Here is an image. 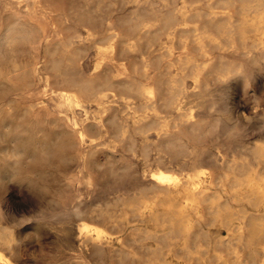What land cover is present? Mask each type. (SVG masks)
I'll use <instances>...</instances> for the list:
<instances>
[{"label": "rangeland", "instance_id": "1", "mask_svg": "<svg viewBox=\"0 0 264 264\" xmlns=\"http://www.w3.org/2000/svg\"><path fill=\"white\" fill-rule=\"evenodd\" d=\"M0 1H1L0 2L1 3L0 4V12H2L4 9L3 8L4 7L3 6L4 0H0ZM36 1H39V0H9L8 2L10 3V5H12L11 7L18 8L19 11L22 13H28L31 8L36 12H38V10H44L45 15H46L45 19H46L48 32H51L52 31L51 27L55 24L57 25V23L59 22L58 18H57V16H59V15L65 20L66 26L71 25V26H74L78 30H81V31H83V29L80 27V20L83 18L84 19L86 18V19H90L89 21H86V24L88 26H90L92 23V25L97 29L98 33L103 32V34L104 33L106 34V32L110 33L112 31L115 33L119 32L118 33L119 38L121 39L123 37V39H121V41L123 40V41H126L127 43H132V44H134L135 48L137 47L136 49L132 48L130 50H125V52H124V50H122V48H121L122 47L121 44H118V48H117L118 50L117 49L115 50L116 55H115V53L113 55L107 53L103 56L100 53H97V51L94 48L89 49L88 52L85 53V56L80 60L81 72H82L83 76L91 75L92 72L94 71L93 67H94L96 60L97 61H105V59L107 60V58H108L107 55L108 56L112 55L115 57L114 58L111 56L112 57L111 62H113L115 65H117V64L121 65L124 63V64H127L129 66H134L136 64L138 67V64L142 65V62L146 61L147 62V77H149V80L147 78V80H148L147 84H149V83L153 84L154 83L155 85H157L159 95H161L162 97L164 96V87H165L166 79L170 78V76L173 75V73L175 72V66L170 65V60L174 56L176 57L178 55V53H181L182 51H187L189 54L191 53L190 55L196 60L200 59L199 52H197L198 50L195 48L194 44L191 45L194 41V38H192L193 36L192 37L190 36L189 38L187 37V35H192V33L188 34L190 32H187V31H183V32L180 31L179 32L178 29H181V28L188 29V28H194L195 27L197 29L196 33H199V31H201V28H202V27H199L201 24V26H203L202 29H204V31L206 29L209 30L207 28L209 26H210L209 28L212 31V29L214 30V27H213V24H211L212 25L211 26L209 24V22H210V17H211L210 15H213V14H215L218 18L221 15H229L232 19L237 20V21L241 20V19H249L252 17L255 19H258L259 17H261V19L262 18L264 19V1H261V0H258L259 2L257 1L258 3H260L258 5H257V2L255 3L256 0H252L253 2H251V0H247V1L246 0H240L241 2H243V3L239 2L240 4H238L239 0H224V1H222V0H219V1L218 0H214V1L213 0H186L188 3H190L191 6L188 3L185 4V2H186L185 0H165L166 3L168 2L167 4L175 11V14L177 16L178 21L172 20V18L169 19V16L163 17L164 14H162V12H161V9H163L162 8V2L160 0H150L152 3V6H148L147 4H145L144 0H111L109 2L106 0L105 1L104 0H59V1H57V0H55V1L54 0H45V1L42 0L41 1L40 0L39 3ZM171 1H174V2L172 3ZM197 1H198V3H197ZM227 1L228 2L230 1V2L227 3ZM236 1H237V3H236ZM245 2H246V5H244ZM56 3L60 4L61 7L59 5H57ZM247 3H250V4L248 5ZM187 4H188V6H187ZM206 4H207V6H206ZM228 4H230V5H228ZM234 4L237 6H234ZM255 4H256V7H254V9H256V10H254V12H253V10H247L248 7H245V6L250 7V6L255 5ZM45 6H47L48 8ZM182 6H184V9ZM207 7H209V8H207ZM241 9H244V11ZM54 10H56V11H54ZM184 10H186L189 14H187V16L182 18L181 13L185 12ZM197 10H199L200 12L202 11L203 14L207 15V17L204 15L205 17L203 18L202 12L200 15V12ZM257 10L258 11L260 10V11L258 12ZM196 11H197V13H199V15L202 18L199 17V15H197V13H195ZM249 11L252 12L251 15H250ZM192 12H194V15L195 16L197 15V17L194 18L193 17L194 15ZM257 13H258V15H257ZM76 14H78V15H76ZM134 15L136 16V18H139L140 20H144V21H142L143 25L142 24L138 25V26L135 25V23L133 21ZM255 15H257L258 17ZM54 16H55V18H53ZM190 16H191V18H190ZM50 17H52L54 20ZM130 17H131V19H130ZM166 18L168 21H166ZM0 19H3V17L1 15H0ZM200 19H202V20L200 21ZM208 19H209V21H208ZM207 21H208V23H206ZM166 22L169 24H167ZM159 23H160L161 29H155ZM163 23H164V25H162ZM210 23H213V22H210ZM144 24H145V26H144ZM165 24H167V25H165ZM58 25L63 26V23L59 22ZM197 25H199V26H197ZM204 25H207V27ZM110 26L111 27L113 26V28H111ZM149 27H150V29H149ZM166 27L169 29H167ZM197 27H199V28H197ZM106 29H109L110 31L109 30L106 31ZM204 31L202 30L201 33ZM206 31H205L206 34L208 33L211 35V32L209 33V31L208 32H206ZM144 32L147 34V36H145L146 34ZM178 32H179V34H181V36L178 35ZM167 33H168V35H167ZM212 35L218 36V34L215 30H214V34L212 33ZM149 36H151V38ZM248 36L252 37V34H250ZM140 37L142 39H139ZM185 37H187V38H185ZM180 39H181V41H180ZM129 40H131V41H129ZM146 41L148 44L150 42L151 43L148 45L146 43ZM98 42L100 43L99 44L100 45L99 50H101V47H102V50L106 49V47H107L106 45H108V44L105 41H98ZM136 42H138V43H136ZM251 42H252V38H250L247 41V45H250ZM179 43H181L182 45L180 46ZM173 44H174V46H173ZM188 45H189V48H188ZM166 47H167V50L165 49ZM211 47H212V45H207V48H208L207 51L208 52L212 51L210 53L211 56H217L219 53H221L222 55L227 54L229 56L228 61L233 60L232 61L233 64L242 65L243 68L245 66V68H247V69L244 68L245 69V71L243 73L244 78L242 77V78L238 79V78H235L232 76L233 78L231 77L229 79L223 80L222 83L221 82L217 83V81L212 79V77L210 78L209 74H207L204 76V80L201 83V85H202L204 83V81L209 82L208 88L210 91H212L210 94H213V95H211L210 99L212 101H214V103H213L214 107L216 106L215 108L217 109L216 114H214V115H224V114L229 115L230 119L227 120L229 122H226V119L224 121L225 124L228 125L227 126L228 128H226V129L227 130L229 129V130L227 131L226 129L219 128L216 130L217 134L212 133L213 134V135L211 134L212 136L205 135V136H201L199 138L196 137L195 141L193 142L195 145L194 144L193 145L195 147L203 145V147L201 146L199 148L204 149V147H206L205 151H211L212 150L211 152H213L214 154L219 152V154H221L222 157H224L222 154H224V152L226 151L224 155L227 157L226 158L224 157L225 158L224 159L225 162L223 161L224 163L219 161L216 163V165L210 166L211 162L208 159L206 153L201 155V165H203L204 167H212L211 169L216 176V178L214 180L215 182H213L214 185L211 184V186H210L211 189L213 190V193H214V194L213 193H210V194L214 195L215 199H213L214 197L211 196L210 194H208L209 196L207 195V196H204L203 198H197L196 196H193L192 193L190 194V193L184 192V193H181L179 196H177V198L175 200L172 201V204H173L172 208L174 209V211L176 210L179 213V217L181 218V220L183 219L182 220L183 227L185 226V227H188L190 229L192 228V231H190L189 233L188 232L183 233V236L182 237L180 236L178 239H172V240L171 239H166V240L160 239L159 238V232H160V228H161L160 227L161 223L159 221L154 220L153 217H151L148 214V211L147 212H141L139 215H136V214H132V213H129V214L124 213V212H122V209H120V207H116V209H114L112 207L113 203H115V201H114L115 197L118 196L119 194H122V193L133 194L135 192L137 193L136 190H139L140 187L142 186V184H144V182L141 181L140 177H139L141 173L147 174V180H149V173L152 170H154L155 166H156L154 163L153 157L155 158L156 155L158 154V152H156L157 151L156 148L151 147L149 150H146V151H148V154H145L147 152H144L143 147L145 146V144L151 143V142H153V140H155V132L154 131H150L148 133L145 132L146 135H144V134L141 135L138 132L137 133L135 132L136 134L134 132L131 133L133 135V139H134L133 143L136 142V144L134 143L133 147H132V150L134 149L133 151H135V154H134L133 151H130V153H127L128 150H125L126 147L124 146L125 147L124 148L123 146H121V143H120L116 133H114L115 131L112 128H108V130L106 129L103 133L94 132V130H92V129L87 130V133H88L87 136H89L88 137L89 140L91 138L93 141L98 139L97 141H101L103 143V144L101 143L102 144V145H100L101 147L105 144L102 148H107V147H108V149L112 148V153L110 155L109 154L108 155L103 154L101 152L96 154V156L94 158V162L98 163V164H96V165H98V167L95 165V163L92 160H89L87 162L86 168L88 169L91 166V168L88 170L91 171L93 174H95V176H92L95 180L94 185H92L95 192H93L92 194H88L87 186H86L87 173H86L85 169L83 168L82 163L79 165L76 158L73 155H71L72 152L70 150H63V149L59 150L58 148H54V152L56 154L54 153L53 154L54 156L53 155L49 156L47 159L39 158V155H37V154H35V156H33L34 153H37L36 151H37V148L39 147L38 144H44V142L46 143V141L48 143L49 140H53L57 135L56 133H53V131H50L49 128H47V127H43L42 132H41L40 127H36V126H34L33 128L26 127V124L28 122L26 116L30 115V113H31L30 107L31 106H32L31 110H33L40 104V101L48 103L49 98H52L56 101L59 100L57 95L54 94V96H53V94L51 93L50 88H52V87L56 88L55 84L50 85L51 87H49V86H46V88L44 87L43 82H44V78H46V73L48 72V70L45 69L46 67H45V63H44L45 58L43 55V45L39 48V51L41 52V54H39L37 56H39L41 59H40V61H38V64H36V66H35L36 67L35 76H34V78H32L30 80L31 86L25 85L26 86L25 87L22 85L19 87L20 89L18 88L19 90H23V88H25L24 90L34 91L36 89H42V87H43L46 90L43 93L42 97H35V96L28 95V94H25L23 96V95L19 94V92H16V89H14L13 87H5L3 85L2 86L0 85V127L2 126V128L0 129V132H1L0 133L1 134L0 140H2V144L0 142V144H1L0 150L5 151V153L3 151L1 153V151H0V155H1L0 156V177H1L0 178V241L4 240L5 237L11 238V241L8 244V246L4 245V244H0V254L3 256V258L6 260V262H8L7 264H82L81 260H83L85 262L83 264H115L117 262H118L117 264H121V263L122 264H126V263L127 264H133L134 262H136L134 264H142L141 261L143 262V264H231V263H233V264H251V263L252 264H257V263L264 264V259L261 258V256L264 257L263 256L264 255V239H263L264 236L257 238L256 240H253L252 241L253 245H251V246L245 245V243H244V245L243 244H237V246H236V243L234 244V242H227L226 241L227 233H228L225 230L226 227L233 226L238 221L237 220V218H238L237 214L238 215H243V214L247 215L248 219H251V217H249V215L253 210L254 201L250 200V196H249V198L247 197L250 193V189H249L248 185L245 183V177L244 176L240 177L238 174H237V176L236 175L232 176L231 174H228V176L226 178L223 177L224 174H227L226 172L229 173V171L226 168V162H231L232 160H236V161L241 162L243 160H246L247 157H248L247 159H249V156H250L249 151H250V148L252 147V145L254 146L255 144H258V143L259 144L264 143V140H263L264 139V105H263L264 104V63H263L264 60H262L263 62L261 61L262 64H261L260 68H256V70L255 69L253 70V68H255V67L252 64H251V66H253V67H251L250 65L248 66V64H245L244 61H243L244 62V64H243L242 60L239 57L237 59L239 61L241 60V62H238L237 59H236L237 61H235L236 56H234L235 57L234 58L233 56L229 55L230 53L234 52L233 49H231L230 47H226V50L223 49L220 51L217 48H214V47L211 48ZM190 48H192V52L190 50H187ZM134 49H135V51H134ZM168 49H169V51H168ZM120 50H121V52H120ZM18 51H19V53H18L19 57L17 56V58H18V61H20L19 63L25 61L26 56H28V57H26V60H27L28 58H30L29 56L34 53V50L31 48L30 44L20 45L18 47ZM165 51L168 52V54L171 53V54H169L170 56L167 53L165 55ZM103 52H105V51L103 50ZM117 53H118V55H117ZM120 53H123V54H120ZM174 53L177 55H174ZM159 55H162V56L160 57ZM158 56H159V58H158ZM164 56H166L165 59H164ZM167 57L168 58L170 57V58L168 59ZM101 58L104 60H102ZM20 59H22V60H20ZM119 60H120V62H119ZM153 60H154V62H153ZM156 60H157V62H156ZM129 63H131V64H129ZM132 64H134V65H132ZM141 65H139V66H141ZM148 71H149V73H148ZM249 74H250V76H249ZM246 77H248V78L246 79ZM164 78H166V79H164ZM255 78H257V79H255ZM210 80H212V81H210ZM233 80H234V82H233ZM185 81H186L185 83L187 86V89H186L187 92L185 95H183L184 97L182 96V98H181L182 101H179V104L180 105L182 104V106H185L184 108L186 110H188L189 112L194 111V112H191L193 115H199V114H201V110H198V109H201V108H199V106L197 108H195V106H194V104H196V106L199 105V102L201 101L200 96L196 92L199 89L197 87L194 88V86L192 84V79L188 78ZM226 81H229V82L226 83ZM213 82H214V84H213ZM224 82H225V84H224ZM230 83H231V86H230ZM194 91L196 92V94ZM191 92H193L195 95H197L196 99L194 97V94H192ZM114 93L115 92H113L112 94H114ZM112 94L108 93L107 99H112L113 98ZM229 95H230V98H229ZM161 96H158V97L162 98ZM225 96H227V98ZM187 97L191 100V102L188 101ZM231 99H233V100H231ZM184 100H185V104L183 102ZM31 101H33V102H31ZM11 102H13V103H11ZM12 104H14V105L11 106ZM23 105H25V106H23ZM27 105H29V107ZM87 105H88V114L87 115H82L79 110L74 111L76 115H78V114H79V116L81 115L82 119L85 118V122L91 121L92 110L95 109V106L93 103H87ZM193 106H194V108H193ZM196 109H197V111H196ZM69 111L68 112L66 111V113L68 115H70L71 112H73V111H70V112ZM228 111L231 112L232 115ZM77 112H79V113H77ZM221 112H222V114H221ZM162 113L164 114V112H162ZM163 114L161 116H163ZM207 114L213 115L212 112L208 113V110H206L204 115H207ZM12 115H15L16 120L13 118L14 116H12ZM169 115H170V113H167V115H165V116H169ZM21 118L23 119V121ZM11 120H13V121L10 122ZM19 120L22 121V123ZM17 121H19L23 125H20V123H18ZM25 122H26V124H25ZM18 124H19V126H18ZM11 125H12V127H11ZM7 129H8V131H7ZM11 131H12V133H11ZM23 131H26V132H23ZM43 133H44V135H43ZM45 134L46 135L49 134L48 135L49 137L46 136ZM104 134L106 135V137L104 136ZM109 134H110V136H109ZM112 134H113V137H111ZM226 134H228V136ZM98 135H99V138H97ZM217 135H219V136H217ZM114 137H115L117 143H114L115 140L111 141V138L114 139ZM222 137H224V138L222 139ZM225 138H227V139H225ZM208 139H209V141H208ZM37 140H38V142H37ZM86 140H88V139L86 138ZM147 140H148V142H146ZM200 140H202V141L200 142ZM213 140H214V143H213ZM6 141H7V143H6ZM207 143H208V145H207ZM20 144L24 149H22L21 146H19ZM34 144H35V146H34ZM118 145H120L121 147ZM125 145L127 146V144H125ZM211 145H212V147H211ZM218 146H220V147H218ZM14 147H17V148H14ZM216 147H218V149H220V150H217ZM8 148H10V149H8ZM32 149H33V152H32ZM113 149H114V151H113ZM126 149H128V147ZM145 149H147V148H145ZM215 149H216V151H215ZM11 151H12V153L16 154L15 156L17 158L14 157V159L10 160L6 157L8 155V153L9 154L11 153ZM57 151H59V152L65 151L64 156H63L64 159L57 157V154L59 153V152L57 153ZM18 152H20V153H18ZM29 152H31V153H29ZM131 152H133V153H131ZM66 154L71 155V156L68 157ZM55 155H56V157H55ZM143 155H148L147 157L146 156L145 157L149 158V159L143 158L144 157ZM186 155H187V153H185V158L187 159ZM246 155H248V156H246ZM141 156L143 159H145V162H143L144 160L141 158ZM22 157H24V159ZM133 157H135V158H133ZM15 159H16V161H14ZM61 159H63V160H61ZM107 159H111V161H113V163L116 161V164L114 163L115 168L120 166L121 163H126V161H127L126 159H128V161L131 162V166L134 165L131 167L130 175H128L126 177H114L112 175L110 176V174L106 170V168H104L103 166L102 167L99 166L100 163L102 165V163H104ZM20 160H22V161H20ZM183 160L186 161L185 159H183ZM74 161H76V162H74ZM90 161H92L93 163H91ZM146 162H148V163H146ZM13 163L16 166H14ZM77 163H78V165H77ZM88 163H90V165ZM144 163H145V165H144ZM223 164H224L225 168H224ZM8 165H9V167H8ZM2 166H4V167H2ZM217 167H218V169H216ZM95 168H97V169H95ZM149 168H150V170L148 171ZM222 168H223V170H222ZM71 171H72V173H71ZM224 171H226V172H224ZM13 173H15V175ZM73 174H77L76 179L73 183V187H72L73 189L71 187L67 188L66 179H67V177H69ZM11 176H13V177H11ZM221 178L224 179L225 184L223 183V180H221ZM24 180H26V182H24ZM20 181H21V184H20ZM237 181L243 182L241 190H238L239 187L234 185ZM221 182L223 184H221ZM217 186H219V188ZM225 188H226V190H228L227 192H226V190H224ZM245 189H247L248 191ZM221 190H222V192H221ZM133 191H135V192H133ZM69 192H71V193H69ZM72 192L74 195L72 194ZM147 192H146V194L148 196L144 194L147 199L144 197V200L147 204V208H149L150 206H152L156 202L157 199L154 196L155 193H153L151 191H149L148 193ZM151 193H153V194H151ZM236 193L241 195V196L239 198H235L237 195ZM183 194H186L185 197ZM230 195L232 196V198ZM234 195H235V197H234ZM182 196L184 198H182ZM227 196H230V197H227ZM58 197H61V198L59 199ZM112 198L114 200H112ZM247 198H248V200H247ZM62 199L67 200L68 204H70V206L76 205L79 208V211H77L78 214L76 213L75 215L71 216L70 219H68V223L66 221L67 220L66 214H64V212L61 211L62 205L60 203L63 201ZM188 200L192 201V207L187 204ZM59 201H61V202H59ZM107 201H109V202H107ZM203 204H205V205L203 206ZM106 205H110V206H107L108 207V209H106L107 211H104L105 210L104 208H107ZM100 206H102L103 210L99 212V211H97V208H99ZM109 207H110V209H109ZM163 207H165V206H163ZM202 207H204V208H202ZM162 208L160 207V209H162ZM93 209H95V210H93ZM117 209H120V210H117ZM228 209H229V211H228ZM90 210H91V213H90ZM110 210H111V212H110ZM215 213H219V219L216 221L213 220ZM98 214H101V215L99 216ZM102 214H103V216H102ZM130 214H132V215H130ZM118 215H121V216H118ZM92 216H93V219L95 218L94 221L92 219ZM145 218H146V220H143ZM101 220H102V222H101ZM103 221L106 223H104ZM86 222H88V223H86ZM143 222H144V224H143ZM200 222H201V224H200ZM262 222H263V226H264V220H262ZM79 223L80 224L86 223L87 225H89V228H91V226H93V227L95 226L97 228H98V226L100 227L99 229L102 231V237L100 240H95V241L100 244L103 252H102V250H97V249L94 250V249H92L90 244L82 243L80 241V236H78L79 231H80ZM65 224H68L67 228H66V232H68V235H71V236H69L70 241L65 239V238L62 239V237H61V228ZM123 224H124V227L122 226ZM77 225L79 227H77ZM201 226L204 228L202 229ZM149 227H150V229H149ZM134 228L137 231H135ZM142 228H144V229H142ZM216 228H217V230H216ZM141 230L142 231L144 230L145 232H147V238L146 239H142L140 237V235H141L140 232H142ZM75 231H78V233ZM136 233H138V234H136ZM118 234H120V235H118ZM204 234L205 235L207 234V235L204 237ZM209 234L213 240L210 239L211 238L210 236H209L210 238L208 237ZM81 235L82 236L83 235L94 236L92 230H89L87 232H82ZM124 235L126 236V238L123 237ZM1 236H3V239ZM202 236H203V238H202ZM148 237L151 239V241ZM199 237H201L200 239H202V241L199 240ZM119 239L121 242L119 241ZM206 239H208V240L205 241ZM154 240L155 241L158 240V241H156L154 243ZM161 240H162V242H161ZM123 241H124V247L123 248H126L131 253H133V255H129V256H125V257L123 255L124 260H123L122 256L118 257V254L113 253V251L111 252V249H113L114 247L117 248L120 245V243L123 244ZM166 241H167V243H166ZM152 243H153V245H152ZM175 244H176V246H175ZM195 244L197 246L200 245V247H197ZM141 245H142V247L143 246L144 247L142 248ZM165 245L166 246L169 245L170 247L168 246V248H166ZM150 246H151V248H149ZM212 246H213V251H212ZM247 246L249 247L248 249H247ZM158 248H161V249L158 250ZM193 248H194V250H193ZM131 249L134 251H131ZM167 249H168V251H167ZM172 249H174V250H172ZM220 249H221V252H220ZM223 249H224V251H223ZM249 249L250 250L252 249V250L250 251ZM141 250H143V251H141ZM144 250H147V253H145ZM153 250H154V252L152 253L151 251H153ZM157 250H158V252L160 251L161 253L159 252L160 253L159 254L157 252ZM234 250L239 251L240 252L239 254L241 256L243 254L242 257L246 258L245 263L236 261L234 255H233ZM162 252H164V253L162 254ZM172 252H174L173 255H172ZM230 252H231V256L229 255V257H228V254H230ZM241 252H242V254H241ZM150 253H151V255H150ZM180 253H182L183 256ZM253 253H255V254H253ZM112 254L114 257L112 256ZM115 254H116V256H115ZM145 254L148 257H145ZM156 254H157V257H156ZM152 255H154L153 256L154 258L152 257ZM158 255H159V257H158ZM207 255L208 256L210 255L211 257L210 256L208 257ZM248 256H250V257H248ZM117 257H118L119 261L121 258H122L121 260H123V261H120V263H119V261L116 262ZM133 257L135 258L136 261L134 260ZM231 257L233 260L231 259ZM206 258L208 259L207 263H204V262H206ZM244 258H242L243 261L245 260ZM251 258H253V259H251ZM256 258H257V260H256ZM260 258H261V261H259ZM150 259H151V261H150ZM216 259H217V261L214 262V260H216ZM128 260H130V261H128ZM145 260H146V262L144 263ZM158 260H160V261H158ZM194 260H195V262H194ZM161 261H163V262H161ZM255 261H256V263H255ZM257 261H259V262H257ZM137 262H139V263H137ZM229 262H231V263H229ZM248 262H250V263H248Z\"/></svg>", "mask_w": 264, "mask_h": 264}, {"label": "bare ground", "instance_id": "2", "mask_svg": "<svg viewBox=\"0 0 264 264\" xmlns=\"http://www.w3.org/2000/svg\"><path fill=\"white\" fill-rule=\"evenodd\" d=\"M8 1L4 0V3H3L4 9L2 12H0V15L3 17V19H0V85L1 86L3 85L5 87H13L14 89H16V92H19V94H21L23 96L25 94H28V95L35 96V97H42L43 93L46 90L45 89L46 86L51 87L50 85L55 84L56 88L55 87L50 88L51 93L53 94V96H54V94L57 95L58 99H59L56 101L52 98H49L48 103L40 101V104L39 105L37 104L38 106L36 108L34 107L35 109H33V110H31L32 106L30 107L31 113H30V115L26 116L27 120H28L27 124L25 122L26 127H28V128H33L34 126L40 127L41 132H42L43 127H47V128H49L50 131H53V133L57 134L56 137L53 140H49L48 143H47V141H46V143L44 142V144H38L37 143L39 145V147L37 148V151H36L37 153H34L33 156H35V154H37V155H39V158L47 159L49 156H52L55 153L54 148H58L59 150L60 149L70 150L72 152L71 155H73L76 158L79 165L82 163L83 168L85 169V171L87 173V183H86L87 191H88V194H92L93 192H95L93 189V186H92V185H94V182H95V180L92 176H95V174H93L91 171L88 170L91 168V166L88 169L86 168V166H87L86 164L89 160H92L94 162V158H95L96 154H98L100 152L103 154H107V155L109 154L110 155L112 153V148L111 149H108V147L102 148L105 144L101 147L100 145H102L103 143L101 141H97L98 139L93 141L91 138L89 140V138H88L89 136H87V134H88L87 130L92 129V130H94V132L103 133L106 129L108 130V128H112L115 131L114 133H116V135H117V137L121 143V146H123V147L125 146L126 148L128 147V149H126L124 147L125 150H128L127 153H130V151H133L134 150V149L132 150L133 144L134 143L136 144V142L133 143L134 139H133V135L131 134L132 132H134V133L138 132L141 135L142 134L146 135V133H148L150 131H154L155 132V140H153V142H151V143L145 144V146L143 147L144 152H147L145 154H148V151H146V150H149L151 147L156 148L157 149L156 152H158L156 157L155 158L153 157L154 163L156 166H155V169L149 173V180H147V174L141 173L139 177H140V180L144 182V184H142V186L140 187L139 190H136L137 193L135 191H133L136 194L135 193H133V194H128V193L119 194L118 196L115 197V200L112 198V200L115 201V203H113L112 207L114 209H116V207H120V209H122V212L128 213V214L132 213V214H136V215H139L141 212H147L148 211V214L151 217H153L154 220L159 221L161 223V226H160L161 228H160V232H159V238L160 239H165V240L166 239H171V240L172 239H178L180 236L181 237L183 236V233H185V232L189 233L190 231H192V228L190 229V228L185 227V226L183 227V225H182L183 219L181 220V218L179 217V213L176 210L174 211V209L172 208L173 207L172 201L175 200L177 198V196H179L181 193H184V192L190 193V194L192 193V195L196 196L197 198H203L204 196H207L208 194L213 193V190L211 189L210 186H211V184L214 185L213 182H215L214 180H215L216 176L211 169L212 167H204L203 165H201V155L206 153L208 159L211 162L210 166H213V165H216V163L219 161L225 162L224 159L227 156H225L224 154L226 151L224 152V154H222L225 157L224 158L221 156V154H219V152L214 154L213 152H211L212 150L211 151H205L206 147H204V149L199 148L201 146L203 147V145L198 146V147L196 146L197 147L196 148L194 146L195 144L193 142L195 141L196 137L199 138V137L205 136V135L212 136L214 133L217 134L216 133L217 129L228 128L227 127L228 125L225 124L224 121L226 119V122H229L227 120L230 119L229 115H225V114L224 115H214V114H216L217 109L215 108L216 106L214 107V104H213L214 101H212L210 99L211 95H213V94H210L212 91H210L208 88L209 82L204 81V83L202 84L203 86L201 85V83L204 80V76L207 74H209L210 78L212 77V79L217 81V83L218 82L222 83L223 80L229 79L232 76L239 79V78H242L244 76L243 73H244L245 69H247V68H245V66H244V68H245L244 69L242 67V65L233 64L232 63L233 60H230L231 62L228 61L229 56L227 54L222 55L221 53H219L217 56H211L210 53L212 51L211 52L207 51L208 50L207 45H212V47L217 48L219 51L223 50V49L226 50V47H230L231 49H233L234 52L230 53L229 55L233 56V57L236 56V58L234 57L235 61H237L238 60L237 58L239 57L242 60L243 64H244V62H245V64H248V66L249 65L251 66V64H252L255 67V68H253V70L254 69L256 70V68L261 67V64H262L261 61L264 60V19L263 18L261 19V17H259L258 19H255L252 17L249 19H241V20L237 21V20L232 19L229 15H221L219 18L215 14L210 15L211 16L210 22H213V23L209 22V24L210 25L213 24L214 30L217 32L218 36L212 35V33L214 34V30L212 29V31H213L212 32L211 29L209 28L210 26L207 27V25H204V26H206L209 30L206 29L207 31L206 30L205 31L206 32L209 31V33L211 32V35L208 33L207 34L205 33L204 29H202L203 26H201V24H200V26L199 25H197V26L202 27L201 31L202 30L204 31L202 33H201V31H199V33H196L197 29L195 27L194 28H188V29H186V28L178 29L179 32L180 31H182V32L187 31V32H190L188 34L192 33V35H187V37L189 38L190 36L191 37L193 36L192 38H194V41L191 39L193 41V43L191 45L194 44L195 48L198 50L197 52H199L200 59H197V60L194 59L190 55L191 53L189 54L187 51H182L181 53H178V55L174 53V55H177V56L176 57L174 56L170 60V65L175 66V72L173 73V75L170 76V78H167V79L164 78V79H166V81H165V87H164V96L162 97L161 95H159L157 85H155L154 83L153 84L152 83L147 84L149 77H147V62L146 61L142 62V65L137 63L138 67L135 63L134 64L136 66L134 64H132L134 66H129L127 64H124L123 62H122L123 64H121V65H118V64L115 65L113 62H111L112 57H114L112 55L115 53V50L118 48V44H121V46H122L121 48H122V50H124V52H125V50H130L132 48H135L134 44L127 43L126 41H123V40L121 41V39H123V37L121 39L119 38V36H118L119 32L115 33L112 31L110 33L106 32V34L105 33L103 34V32L98 33L97 29L92 25V23L90 26H88L86 24V21L90 20V19H86V18L85 19L83 18L80 20V27L83 29V31H81V30H78L74 26H71V25L66 26L65 20L60 15L57 16L58 21L63 23V26L64 25L65 26L63 27V26L58 25V23H59L58 22L57 25L55 24L51 27L52 31L48 32L46 19H45L46 15H45L44 10H38V12H36L31 8L28 13H22L19 11L18 8L11 7L12 5H10V3ZM57 1H59V0H57ZM106 1L109 2L111 0H106ZM160 1L162 2V8H163V9H161V12H162V14L165 15V16L163 15V17L169 16V19L172 18V20L178 21L177 16L175 14V11L167 4L168 2L166 3L165 0H160ZM222 1H224V0H222ZM257 1L258 0H256L255 3ZM261 1H264V0H261ZM36 2L39 3L40 0L36 1ZM144 2L148 6H152V3L150 0H144ZM171 2L173 3L174 1H171ZM229 2L227 1V3H229ZM239 2H241V1L239 0L238 4H240ZM251 2H253V1L251 0ZM258 2H257V5L260 4ZM186 3H188V2L186 1L185 4ZM197 3H198V1H197ZM236 3H237V1H236ZM241 3H243V2H241ZM56 4L60 6V4H58V3H56ZM188 4L190 5V3H188ZM188 4H187V6H188ZM247 4L249 5L250 3H247ZM228 5H230V4H228ZM244 5H246V2L244 3ZM206 6H207V4H206ZM234 6H237V5L234 4ZM45 7H47V6H45ZM182 7L184 9V6H182ZM245 7H248L247 10H253V12H254V10H256V9H254V7H256V4L252 5L250 7L249 6H245ZM207 8H209V7H207ZM241 10L244 11V9H241ZM54 11H56V10H54ZM184 11L185 12L181 13L182 18H184L185 16H187V14H189L186 10H184ZM197 11H199V10H197ZM197 11L195 13H197ZM201 12H200V15H201ZM192 13L194 15V12H192ZM251 13L252 12H250V15H251ZM202 14H203V12H202ZM76 15H78V14H76ZM197 15H199V13H197ZM197 15L196 16L194 15L193 17L195 18V17H197ZM200 15H199V17H201ZM204 15L205 14H203V18L205 16L207 17V15H205V16ZM257 15H258V13H257ZM257 15H255V16H257ZM50 18H52V17H50ZM53 18H55V16ZM190 18H191V16H190ZM130 19H131V17H130ZM201 20L202 19H200V21ZM133 21H134L135 25L138 26V25H141L143 23L142 21H144V20H140L139 18H136V16L134 15ZM166 21H168L167 18H166ZM208 21H209V19H208ZM208 21L206 23H208ZM160 23L158 24V26L155 29H161ZM167 24H169V23H167ZM167 24H165V25H167ZM162 25H164V23ZM144 26H145V24H144ZM199 27H197V28H199ZM111 28H113V26ZM149 29H150V27H149ZM167 29H169V28H167ZM107 30H109V29H106V31ZM179 32H178V35L181 36V34H179ZM250 34H252V37L248 36ZM167 35H168V33H167ZM145 36H147V34ZM149 37L151 38V36H149ZM187 37H185V38H187ZM250 38H252V42L250 43V45H247V41ZM139 39H142V38L140 37ZM98 41H105L108 44V45H106L107 46L106 49H103L106 53L103 52L102 47H101V50H99V46H100L99 44L100 43ZM129 41H131V40H129ZM180 41H181V39H180ZM136 43H138V42H136ZM146 43H147V41H146ZM24 44H30L31 48L34 50V53L29 56L30 58H28L26 60V57H28V56H26L25 61L19 63L20 61H18V58H17V56L19 57L18 47L20 45H24ZM179 44H180V46L182 45L181 43H179ZM42 45H43V55L45 58V61H44L45 67H46L45 69L48 70V72L46 73V78H44V82H43L45 88L42 87V89H36L34 91L24 90L25 88H23V90H19L20 89L19 87L22 85L23 86H25V85L31 86L30 80L32 78H34V76H35V71H36L35 66H36V64H38V61H40V59H41L37 55L41 54V52L39 51V48ZM173 46H174V44H173ZM91 48H94L97 51V53H100L102 56L107 54V53L112 54V55H109V56L107 55L108 58H107V60L105 59V61H97L96 60L94 67H93L94 71L92 72V74L88 75V76H83L82 72H81L80 60L85 56V53L88 52V50ZM188 48H189V45H188ZM135 49H134V51H135ZM165 49L167 50V47ZM187 50H190L192 52V48L187 49ZM168 51H169V49H168ZM120 52H121V50H120ZM118 53H117V55H118ZM166 53L168 54V52L165 51V55H166ZM120 54H123V53H120ZM169 54H171V53H169ZM115 55H116V53H115ZM159 56L161 57L162 55H159ZM159 56H158V58H159ZM165 57L166 56H164V59H165ZM20 60H22V59H20ZM102 60H104V59H102ZM241 60L240 61L238 60V62H241ZM119 62H120V60H119ZM153 62H154V60H153ZM156 62H157V60H156ZM129 64H131V63H129ZM139 65H141V66H139ZM253 66H251V67H253ZM149 71H148V73H149ZM249 76H250V74H249ZM248 77H246V79ZM147 78H148V80H147ZM188 78L192 79V84H193L194 88L197 87L199 89L196 92L200 96L201 101L200 100H199L200 102L198 101L199 105H197V106H196V104H194L195 108H197L198 106H199V108H201V109H198V110H201V114H199V115H193L191 112H194V111L190 110L191 112H189L188 110H186L184 108L185 106H182V104L181 105L179 104V101H182V99H181L182 96L185 95L187 92L186 91L187 86H186L185 80ZM255 79H257V78H255ZM210 81H212V80H210ZM214 82H213V84H214ZM227 82H229V81H226V83ZM233 82H234V80H233ZM224 84H225V82H224ZM230 86H231V83H230ZM113 92H115V93L112 94ZM196 92H195V94H196ZM108 93H111L113 95L112 99H107ZM191 93L194 94L193 92H191ZM195 94H194V97L196 99L197 95H195ZM158 96H161L162 98H160ZM225 97L227 98V96H225ZM229 98H230V95H229ZM231 100H233V99H231ZM188 101L191 102V100L189 98H188ZM31 102H33V101H31ZM183 102L185 104V100ZM11 103H13V102H11ZM87 103H93L95 106V109L92 110L91 121L85 122V118L82 119L81 115L80 116H79V114L76 115L74 111L79 110L82 115H87L88 114ZM13 105L14 104H12L11 106H13ZM23 106H25V105H23ZM27 106L29 107V105H27ZM194 106H193V108H194ZM69 110L73 111V112H71L70 115H68L66 113V111L68 112ZM206 110H208V113L212 112L213 115H209V114L204 115ZM196 111H197V109H196ZM162 112H164V114ZM77 113H79V112H77ZM167 113H170V115L165 116V115H167ZM229 113H231V112H229ZM162 114H163V116H161ZM221 114H222V112H221ZM231 115H232V113H231ZM12 116H14L13 118L16 120L15 115H12ZM12 121L13 120H11L10 122H12ZM19 121H17V122L22 123L23 119H22V121H20V122ZM21 123H20V125H23ZM18 126H19V124H18ZM11 127H12V125H11ZM1 128H2V126L0 127V129ZM7 131H8V129H7ZM23 132H26V131H23ZM11 133H12V131H11ZM105 134H104V136L106 137ZM113 134L111 135V137H113ZM228 134H226V135L228 136ZM43 135H44V133H43ZM48 135H46V136H48ZM0 136H1V134H0ZM109 136H110V134H109ZM217 136H219V135H217ZM86 138L88 140H86ZM97 138H99V135ZM223 138L224 137H222V139ZM225 139H227V138H225ZM112 140L113 141L115 140L114 143H117L115 137H114V139L111 138V141ZM214 140H213V143H214ZM201 141L202 140H200V142ZM208 141H209V139H208ZM0 142L2 144V140H0ZM37 142H38V140H37ZM146 142H148V140ZM6 143H7V141H6ZM125 144H127V146ZM207 145H208V143H207ZM19 146H21V144ZM34 146H35V144H34ZM118 146H120V145H118ZM211 147H212V145H211ZM218 147H220V146H218ZM218 147H216L217 150H220V149H218ZM14 148H17V147H14ZM21 148L24 149L22 146H21ZM145 148H147V149H145ZM8 149H10V148H8ZM2 151H1V153H2ZM113 151H114V149H113ZM215 151H216V149H215ZM3 152L5 153V151H3ZM32 152H33V149H32ZM58 152L59 151H57V153ZM64 152L60 151L57 154V157L63 158ZM133 152L135 154V151H133ZM133 152H131V153H133ZM249 152H250L249 159H247L248 158L247 157L246 160H243L241 162L236 161V160H232L231 162H226V168L229 171V173L224 171L227 174L223 175L224 178H226L228 176V174H231L232 176H234V175L237 176V174L240 177L244 176L245 177V183L248 185V187L250 189L249 195L248 196L246 195V196L248 198L250 196V200L254 201L253 210L249 215V217H251V219H248L247 215H244V214L238 215L236 213L238 216V218H237L238 221L233 226L226 227V229H225L228 232L226 241L227 242H234V244L236 243V246H237V244H243L244 245V243H245V245L251 246V245H253L252 244L253 240H256L257 238L264 236V226H263V222H262V220H264V201H263L264 200V143H260V144L258 143V144H255L254 146L252 145ZM18 153H20V152H18ZM29 153H31V152H29ZM185 153H187V155H186L187 159L185 158ZM15 155L16 154L12 153V151H11V153L10 154L8 153V155L6 157L8 159L12 160V159H14V157H16ZM71 155H67V156L70 157ZM143 156H144L143 158L149 159V158H146L148 155H143ZM246 156H248V155H246ZM55 157H56V155H55ZM22 158L24 159V157H22ZM133 158H135V157H133ZM141 158H142V156H141ZM63 159H61V160H63ZM145 159H143L144 160L143 162H145ZM183 159H185L186 161H184ZM126 160H127L126 163H121L120 166H118L117 168L114 167V163L116 164V161L113 163V161H111V159H107L104 163H102V165L100 163L99 166H101V167L103 166L104 168H106V170L109 172L110 176L112 175L114 177H126V176L130 175L131 167L134 166V165L131 166V162H129L128 159H126ZM14 161H16V159ZM20 161H22V160H20ZM92 161H90V162L93 163ZM74 162H76V161H74ZM78 163H77V165H78ZM146 163H148V162H146ZM88 164L90 165V163H88ZM96 164H98V163L96 162L95 165ZM13 165H14V163H13ZM144 165H145V163H144ZM14 166H16V165H14ZM96 166L98 167V165H96ZM223 166H224V164H223ZM2 167H4V166H2ZM8 167H9V165H8ZM224 168H225V166H224ZM95 169H97V168H95ZM216 169H218V167ZM149 170H150V168L148 169V171ZM222 170H223V168H222ZM71 173H72V171H71ZM13 174L15 175V173H13ZM76 176H77V174H73V175L67 177V179H66L67 188L73 187V183L76 179ZM11 177H13V176H11ZM26 180H24V182H26ZM221 180H223V183H224V179L221 178ZM223 183L221 182V184H223ZM20 184H21V181H20ZM242 184H243V182L237 181L234 185L239 187L238 190H241ZM217 187L219 188V186H217ZM148 190L155 193L154 196L157 199L156 202L152 206H150L149 208H147V204L144 200V197H145V195H147L146 192ZM224 190H226V188ZM245 190H247V189H245ZM227 191L228 190H226V192ZM221 192H222V190H221ZM69 193H71V192H69ZM153 193H151V194H153ZM72 194H73V192H72ZM183 195L185 197L186 194H183ZM211 196H213L214 197L213 199H215L214 195H211ZM230 196H227V197H230ZM240 196L241 195H239V194H237L236 197L234 195L235 198H239ZM184 197L182 196V198H184ZM58 198L60 199L61 197H58ZM231 198H232V196H231ZM248 198H247V200H248ZM61 201H59V202H61ZM107 202H109V201H107ZM60 204L62 205L61 211H63L64 214H66V216H67L66 221L68 223V219H70L71 216L75 215L77 213V211H79V208L76 205L70 206V204H68V201L65 199ZM187 204L192 207V201L188 200ZM110 205H106V207L110 206ZM204 205L205 204H203V206ZM163 206H165V207H163ZM160 207L161 208L163 207V208L160 209ZM202 208H204V207H202ZM104 209H105L104 211H107L106 209H108V207L104 208ZM109 209H110V207H109ZM120 209H117V210H120ZM93 210H95V209H93ZM102 210H103L102 206L97 208V211H99V212ZM228 211H229V209H228ZM110 212H111V210H110ZM90 213H91V210H90ZM132 214H130V215H132ZM98 215L100 216L101 214H98ZM102 216H103V214H102ZM118 216H121V215H118ZM92 219H93V216H92ZM94 219H93V221H94ZM218 219H219V213H215L213 220L216 221ZM102 220H101V222H102ZM143 220H146V218ZM88 222H86V223H88ZM86 223H81V224L79 223L80 231H79L78 236H80V241L82 243L90 244V246L94 250H96V249L102 250V247L100 246V244L95 241V240H100L102 237V231L99 229L100 227L98 226V228H97L95 226L94 227L91 226V228H89V225H87ZM104 223H106V222H104ZM143 224H144V222H143ZM200 224H201V222H200ZM67 225L68 224H65L61 228V237H62V239L65 238V239L69 240V236H71V235H68V232H66ZM122 226L124 227V224ZM77 227H79V226L77 225ZM203 228L204 227H202V229ZM142 229H144V228H142ZM149 229H150V227H149ZM89 230H92L94 236H88V235L82 236L81 235L82 232H87ZM134 230H135V228H134ZM216 230H217V228H216ZM135 231H137V230H135ZM75 232L78 233V231H75ZM136 234H138V233H136ZM140 234H141L140 237L142 239L147 238V232H145L144 230L142 232H140ZM210 234L208 235V237L210 236ZM118 235H120V234H118ZM206 235L204 234V237ZM1 237L3 239V236H1ZM123 237L126 238L125 235ZM200 238L201 237H199V240L202 241V239H200ZM202 238H203V236H202ZM120 239H119V241H120ZM210 239H212V237ZM207 240L208 239H206L205 241H207ZM10 241H11V238L5 237L4 240L0 241V244H4V245L8 246ZM150 241H151V239H150ZM156 241H158V240H156ZM156 241L154 240V243ZM161 242H162V240H161ZM166 243H167V241H166ZM152 245H153V243H152ZM168 246L165 245L166 248H168ZM175 246H176V244H175ZM248 246H247V249L249 248ZM123 247H124V241H123V244L120 243V245L117 248L114 247L113 249H111V252L113 251V253L118 254V257L122 256V258H123V255H124V257L129 256V255H133V253H131L129 250H127L126 248H123ZM141 247H142V245H141ZM197 247H200V245ZM149 248H151V246ZM159 249H161V248H158V250ZM158 250H157V252H158ZM172 250H174V249H172ZM193 250H194V248H193ZM131 251H134V250L131 249ZM141 251H143V250H141ZM144 251H145V253H147V250H144ZM167 251H168V249H167ZM212 251H213V246H212ZM223 251H224V249H223ZM102 252H103V250H102ZM151 252L153 253L154 250ZM220 252H221V249H220ZM163 253L164 252H162V254ZM173 253L174 252H172V255H173ZM239 253L240 252L237 250L233 251V255H234L236 261L245 263L246 258L242 257L243 256L242 252H241L242 256ZM116 254H115V256H116ZM180 254L182 255V253H180ZM253 254H255V253H253ZM150 255H151V253H150ZM229 255L231 256V252H230V254H228V257H229ZM112 256H113V254H112ZM153 256L154 255H152V257ZM118 257H117L116 262L119 261ZM145 257H148V256H146V254H145ZM156 257H157V254H156ZM158 257H159V255H158ZM248 257H250V256H248ZM207 258H206V262H204V263H207V260L209 259V258L208 259ZM242 258H244L245 260L243 261ZM261 258L264 259V257H262V256H261ZM261 258L259 259V261H261ZM121 259H120V261L124 260V258H123V260H121ZM231 259H232V257H231ZM251 259H253V258H251ZM134 260H135V258H134ZM256 260H257V258H256ZM82 261L83 260H81L82 264L85 263L84 261L83 262ZM120 261H119V263H120ZM128 261H130V260H128ZM150 261H151V259H150ZM158 261H160V260H158ZM215 261H217V259L214 260V262ZM259 261H257V262H259ZM145 262H146V260L144 261V263ZM161 262H163V261H161ZM194 262H195V260H194ZM7 263L8 262H6V260L0 254V264H7ZM117 263H115V264H117ZM134 263H136V262H134ZM137 263H139V262H137ZM141 263L143 264L142 261H141ZM229 263H231V262H229ZM248 263H250V262H248ZM255 263H256V261H255ZM231 264H233V263H231ZM257 264H259V263H257Z\"/></svg>", "mask_w": 264, "mask_h": 264}]
</instances>
